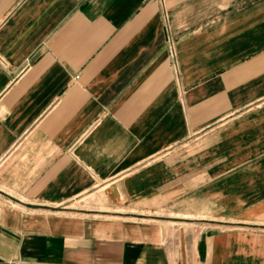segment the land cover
<instances>
[{
	"label": "crops",
	"instance_id": "crops-1",
	"mask_svg": "<svg viewBox=\"0 0 264 264\" xmlns=\"http://www.w3.org/2000/svg\"><path fill=\"white\" fill-rule=\"evenodd\" d=\"M0 264H264V0H0Z\"/></svg>",
	"mask_w": 264,
	"mask_h": 264
},
{
	"label": "rangeland",
	"instance_id": "rangeland-1",
	"mask_svg": "<svg viewBox=\"0 0 264 264\" xmlns=\"http://www.w3.org/2000/svg\"><path fill=\"white\" fill-rule=\"evenodd\" d=\"M221 213H222V216H221V218H222V224L220 226V229L227 230L228 229V223L225 220L228 219V212L225 211V212H221Z\"/></svg>",
	"mask_w": 264,
	"mask_h": 264
}]
</instances>
